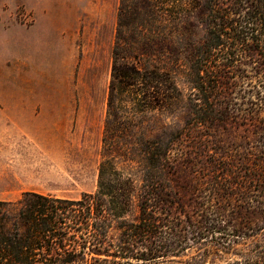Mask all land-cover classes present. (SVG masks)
Instances as JSON below:
<instances>
[{
    "label": "trees",
    "instance_id": "16d2710c",
    "mask_svg": "<svg viewBox=\"0 0 264 264\" xmlns=\"http://www.w3.org/2000/svg\"><path fill=\"white\" fill-rule=\"evenodd\" d=\"M258 2L254 28L215 4L199 41L194 24L185 23L198 0H119L96 188L78 197L25 191L0 200V264H264V242L248 248L245 241L264 220L195 211L185 198L182 154L172 152L182 131L162 119L186 103L187 126L224 128L215 95L227 81L210 68L227 47L255 52L264 65V0ZM233 56L223 52L222 64ZM184 65L188 96L176 79ZM119 158L138 166V192Z\"/></svg>",
    "mask_w": 264,
    "mask_h": 264
},
{
    "label": "rangeland",
    "instance_id": "374dc122",
    "mask_svg": "<svg viewBox=\"0 0 264 264\" xmlns=\"http://www.w3.org/2000/svg\"><path fill=\"white\" fill-rule=\"evenodd\" d=\"M198 2L196 16L185 22L194 24L196 40L206 36L215 4L231 19L245 20L242 25L256 26L252 7L258 0ZM118 4L119 0H0V200L14 201L25 191L78 197L95 190ZM225 51L234 56L224 66ZM214 60L210 70H219L228 87L215 95L224 111V128L213 133L203 125L187 126L186 103L162 115L182 131L172 152L182 154L185 198L198 205L195 211L203 208L222 218L247 214L263 221V60L255 52L229 47L216 52ZM187 73L184 65L176 74L185 96L190 92ZM117 165L130 172L138 192V166L122 158ZM251 233L246 247L256 248L264 242V227ZM144 264L181 263L174 258Z\"/></svg>",
    "mask_w": 264,
    "mask_h": 264
},
{
    "label": "crops",
    "instance_id": "0c3cea01",
    "mask_svg": "<svg viewBox=\"0 0 264 264\" xmlns=\"http://www.w3.org/2000/svg\"><path fill=\"white\" fill-rule=\"evenodd\" d=\"M3 201H8V200H3Z\"/></svg>",
    "mask_w": 264,
    "mask_h": 264
}]
</instances>
